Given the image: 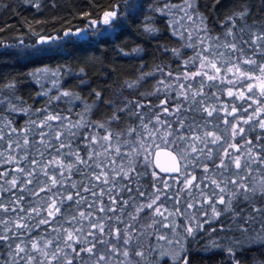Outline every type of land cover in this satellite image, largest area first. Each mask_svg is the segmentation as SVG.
Instances as JSON below:
<instances>
[{"label": "snow or ice", "instance_id": "6c2138e0", "mask_svg": "<svg viewBox=\"0 0 264 264\" xmlns=\"http://www.w3.org/2000/svg\"><path fill=\"white\" fill-rule=\"evenodd\" d=\"M89 7L83 26L0 45L30 62L100 45L139 61L129 79L104 67L98 87L87 67L31 73L63 110L23 107L15 82L0 89V264H193L191 242L204 237L195 251L242 264L264 249V0H235L218 33L196 0H159L150 14L145 0ZM155 14L171 17L180 47L157 45L161 62L145 71L143 45L117 41L130 24L160 39ZM14 114L36 118L21 128Z\"/></svg>", "mask_w": 264, "mask_h": 264}, {"label": "rangeland", "instance_id": "374dc122", "mask_svg": "<svg viewBox=\"0 0 264 264\" xmlns=\"http://www.w3.org/2000/svg\"><path fill=\"white\" fill-rule=\"evenodd\" d=\"M70 1L71 0H55L56 7H52L51 0H40L41 8L38 11L32 5L26 3L25 0H3V4H0V36H19L23 26L41 22L44 18L51 15L54 8L68 12L73 18H79L81 12L90 11V0H72V4L70 3ZM149 3L151 5H155L156 3H159V0H149ZM196 3L198 5L199 12L207 11L208 7H205V5L211 4V2H209L208 0H196ZM234 3L235 0H220L219 16L221 18L227 17L231 12ZM3 5H9V7H4ZM74 5H76V7ZM148 5L149 4L146 5V14H150L147 12ZM153 19L156 22V26L160 29L161 38L152 39V41H154L158 45H167L169 48L180 47V44L177 43V38L171 36L169 28H166L161 24L160 18L154 15ZM130 26H132V28L137 32L138 25L130 24ZM125 43L132 47V45L127 40H123L120 42L117 41V44L121 46ZM111 49L112 45H100L97 48L91 49L90 51H92V53L97 57L98 62L101 64L103 69L104 67H107L115 71L116 75L112 79L131 78L129 74L135 72L136 68H138L139 66V61L133 60L131 58H118L115 53L112 52ZM126 50H130V48ZM20 51L21 49L19 48L11 47L0 53V66L3 59V55H8L12 59V61H18L20 63H33L39 60L34 59L30 62L23 55L17 56L9 54ZM143 62L147 65L145 71H152L154 70L155 66L157 64H160L161 62L160 54H158V56L156 57L145 56ZM164 63L170 64L172 62L170 59H165ZM172 68L176 71L180 68V66L172 64ZM79 69L80 66H72L73 71L78 72ZM36 71L37 70H35L34 68L32 69L31 73ZM31 73L26 72V74H18L13 69L7 70L6 76L2 80V83H0V89H3L4 85L6 84L15 82L17 86L16 93L17 95L22 97L24 101L23 107H30L31 109H43L45 107H48L50 110L65 109L64 104H57V102L53 101L51 105H49L47 97L37 95L38 92L36 90L38 89V87L41 86L39 83H36L35 80L30 76ZM41 83H44L46 85L43 89L44 91H46L47 88L51 87V84L47 80H41ZM34 85L37 86V89ZM213 91H215V89H213ZM221 100L228 101L229 98L226 95H222ZM64 114L67 115V112H65ZM30 118L35 119L36 116L32 115L30 117L29 115L24 114H14L12 117V119L16 122L17 126H20L21 128L27 124ZM206 242L207 237H204L203 240L198 239L195 242H191L190 246L192 249H194V251L192 252V256H194L195 253H200L195 251V249H199L202 244ZM262 253H264V249L246 252L242 256H240V260L242 264H261V262L264 261V255H262ZM207 254L211 256L209 258H198L193 261V264H226V257L219 260L212 256L213 254Z\"/></svg>", "mask_w": 264, "mask_h": 264}, {"label": "trees", "instance_id": "16d2710c", "mask_svg": "<svg viewBox=\"0 0 264 264\" xmlns=\"http://www.w3.org/2000/svg\"><path fill=\"white\" fill-rule=\"evenodd\" d=\"M208 1L213 3V0H208ZM71 2L72 0L70 1V3ZM173 2L179 3L180 0H173ZM90 4H92V0H90ZM145 4L146 5L150 4L149 0H145ZM74 6L76 7V5ZM152 6H155V5H152ZM219 10H220V7L218 4L215 9L208 8L207 11H200V13H202L203 15L207 17V24H208L209 29H212L214 32H217V33L221 30L220 23L224 19L219 16ZM155 15L160 18L161 24L164 27L168 28L166 21L167 19H171V17L162 18L158 14H155ZM67 21H71L72 24L75 26H83V22L80 20V18H73L68 12L54 8L51 15L44 18L41 22L23 26L22 31L19 36H16V35L0 36V45H17L18 42L21 40H23L25 44H31L33 41L37 39V36L34 33H38L40 35H55L57 30H61L63 28L71 26L69 23H67ZM130 27H131V33L127 34L124 40H127L132 45V47L136 46V44H142L143 47L145 48V52H146L145 56H150V57L158 56L159 52L156 51L158 44L152 41V39L148 37L140 36L132 28V26ZM7 49L9 48L0 46V53H2L3 51ZM153 53H155V55H153ZM187 54L190 57L193 54L192 50L188 49ZM77 57H78L77 59L63 60L59 56H57L55 59L44 58L43 60H37L33 63H28V62L20 63L18 61H12V59L8 55H3V59L1 62V66H0L1 67L0 68V83H2V80L6 76V72L9 69H13L18 74H26V72L31 73L32 69L34 68L37 71L43 67H49L52 70H56V66L59 64H71L72 66H75V67L80 66V68L87 67L90 73L89 80L93 82L92 83L93 87L100 86L101 82L104 79H107V76L105 75L106 73L103 72V68L101 64L98 62L97 57L92 53V51L86 50L82 53H78ZM93 63L95 64L94 68H93ZM179 70L180 68L176 71H179ZM109 83H111V81H109ZM34 86L37 89V86L36 85ZM36 91L38 93L41 92L42 91L41 87H38ZM77 91H79V89H77ZM81 94L87 96V90H85ZM66 107H69V106L64 105V108ZM81 110L82 109H75L72 112V115L75 116V113ZM17 127H20V126H17ZM210 256L211 255L207 253L206 254L195 253L193 256V261L198 258H202V257L209 258ZM212 256L221 260L226 257V254L212 255Z\"/></svg>", "mask_w": 264, "mask_h": 264}]
</instances>
